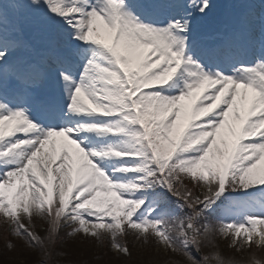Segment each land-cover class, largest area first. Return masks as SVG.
<instances>
[{
    "label": "snow or ice",
    "instance_id": "6c2138e0",
    "mask_svg": "<svg viewBox=\"0 0 264 264\" xmlns=\"http://www.w3.org/2000/svg\"><path fill=\"white\" fill-rule=\"evenodd\" d=\"M0 217L35 264L65 228L187 264L264 249V0H0Z\"/></svg>",
    "mask_w": 264,
    "mask_h": 264
},
{
    "label": "rangeland",
    "instance_id": "374dc122",
    "mask_svg": "<svg viewBox=\"0 0 264 264\" xmlns=\"http://www.w3.org/2000/svg\"><path fill=\"white\" fill-rule=\"evenodd\" d=\"M0 220L4 223L2 217ZM25 222L27 223V221ZM34 224V230L38 234L44 233L45 235L46 223L34 219ZM131 236L134 240L129 248L131 256L124 257L112 246L109 248L100 245L96 240H93L95 238L77 234L74 236L75 239L57 245V252L63 253V255L57 256L52 264H187L185 258L160 249L153 240L150 239L146 244L142 239H137L134 234ZM8 243L13 244L14 247L9 249ZM233 249L221 246L219 250L226 258L234 259L239 264H253L254 259L264 260V249L253 247L239 252ZM40 258V252L28 248L21 238H14L0 231V264H35Z\"/></svg>",
    "mask_w": 264,
    "mask_h": 264
}]
</instances>
